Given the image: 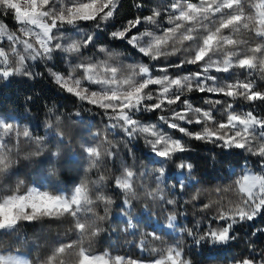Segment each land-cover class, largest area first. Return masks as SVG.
Listing matches in <instances>:
<instances>
[{
	"label": "snow or ice",
	"instance_id": "6c2138e0",
	"mask_svg": "<svg viewBox=\"0 0 264 264\" xmlns=\"http://www.w3.org/2000/svg\"><path fill=\"white\" fill-rule=\"evenodd\" d=\"M245 3L246 0H170L163 9L156 7L151 14L137 15L117 27L112 23L117 0H0V17L11 16L25 37L9 34L11 51L0 47V82L7 86L13 78L35 80L49 76L62 91L90 105L88 112L93 108L101 110L99 114L107 120L106 131L122 133L128 141L142 138L150 148L152 163L160 162L155 182L168 190L171 181L173 193L183 191L185 181L189 185L200 181L196 179L191 158L182 156L190 148L182 139L160 130L162 125L213 145L211 151L219 149V163H232L237 151L259 157L261 173L245 174L237 181L239 203L232 207L219 206L214 215L206 218V223L194 228L179 223L182 202L177 198L160 197L165 206L177 210L167 217L166 224L146 211L139 217L132 215L134 204L127 198L116 205L121 209L120 218L133 233L138 224H144L150 230L144 235L160 240L161 233L179 229V234L190 240L192 247L209 254L218 252L237 239L239 225L264 219V112L256 107L257 102L264 104V86L249 78L255 71L264 73V0L249 5L248 11ZM135 6L139 9L143 5ZM88 23L93 29L86 31L81 25ZM145 24L154 25V30L141 31ZM242 29L259 40L247 52L237 50L247 42L234 38ZM114 41L119 43L113 44ZM178 54L182 57L178 62L156 64ZM133 56L141 59L134 60ZM61 64L67 67L61 68ZM38 65L46 72L32 70ZM185 66H195L198 70L170 74L172 69ZM237 69L248 74L245 79L230 78ZM218 74L227 75L222 80ZM193 92L205 94L204 103L209 107L194 106L189 96ZM241 99L250 107L237 113L236 101ZM217 106L223 108L226 119H217ZM157 111L169 114L159 115L157 123L146 124L140 119L143 113ZM48 112L53 113V108L49 107ZM75 117L80 119L82 112L77 111ZM192 125H198L200 130L190 131L188 126ZM34 127L38 129L39 125ZM44 127L52 130L54 126L48 122ZM51 135L65 142L62 133L52 131ZM21 136L43 144L49 134L37 135L30 126L21 128L11 116L0 115V173L6 176L17 174L18 168L16 172L11 170L9 153L13 144L18 147ZM92 136L97 139L100 132H92ZM84 151L99 160L97 146L86 144ZM116 156L117 151L111 150L109 158L115 161ZM51 159L40 160L41 168L37 171ZM210 159L215 161V157ZM56 174L51 169L41 172L44 183L33 182L24 192L8 189L10 194L0 197V233L18 232L20 225L38 221L41 216L63 214L74 218L77 233L83 232L84 225L78 221L85 206L91 204L88 189L83 184L75 186L70 193L54 189L48 178ZM124 175L127 179L118 176L111 181L114 191L123 193L131 187L134 171L125 170ZM209 207L203 205L204 209ZM256 234H264V228L255 229L253 235ZM72 247V243L59 242L48 256L47 264H56L57 257ZM152 254L154 258L150 260L120 255L109 258L108 253L97 255L90 248L81 247L75 256L76 264H192L180 243L169 245L166 251L154 248ZM0 264H32V261L24 253L6 249L0 250ZM232 264H264V251L252 249L247 255L233 258Z\"/></svg>",
	"mask_w": 264,
	"mask_h": 264
},
{
	"label": "trees",
	"instance_id": "16d2710c",
	"mask_svg": "<svg viewBox=\"0 0 264 264\" xmlns=\"http://www.w3.org/2000/svg\"><path fill=\"white\" fill-rule=\"evenodd\" d=\"M258 2L259 0H246L245 10L248 11L249 5ZM137 3H142L143 6L137 9L135 6ZM168 3L170 0H117L118 8L112 23L119 27L126 20L137 15H149L154 8L163 9ZM18 27L11 16L0 17V28L8 34L15 33L24 39ZM81 27L86 31L93 29L91 23L82 24ZM145 29L154 30V25L145 24L141 31ZM111 30L115 29H109ZM234 38L247 42L237 49L244 52L259 43L253 33L243 29ZM11 46L7 37L0 34V47L10 52ZM181 58L178 54L168 57L167 60L162 59L156 64L175 63ZM132 59L139 61L141 57L133 56ZM60 67L66 68L67 65L61 64ZM32 70L46 72L42 65L33 67ZM197 70L195 66H185L184 69H172L170 74L183 75L188 71ZM155 75H161V73L155 72ZM218 75L223 80L227 74ZM247 75L244 70L237 69L230 78L243 80ZM249 78L257 79L258 83L264 86V73L255 71ZM189 96L194 106L209 107L204 103L205 94L193 92ZM29 97L31 100L28 99ZM213 99L227 100L228 98L213 97ZM49 107L53 108V113L48 112ZM88 107L91 106L84 105L75 96L62 91L47 75L35 80L13 78L7 86L0 82V115L11 116L13 120L19 122L21 128L30 126L37 135L49 134L48 140L43 144H37L35 140L28 141L21 136L18 147L15 144L11 146L9 153L12 161L11 170L16 172L18 168V171L12 176L0 173V197L10 194L8 189L13 192L16 190L24 192L33 185V182L44 183L45 177L41 175V172L51 169L57 173L48 178L54 189H63L70 193L75 186L83 184L88 189L91 201L90 205L85 206V212L78 221L84 225L82 233L75 231L74 218L70 215L41 216L38 221L20 225L18 232L0 233V250L11 249L13 252L24 253L31 259L32 264H47L48 256L55 247L59 246V242L72 243L73 247L66 249L65 254L58 256L56 264H76L75 253L81 247L90 248L93 253H108L111 257L120 255L137 260H150L154 258L152 249L166 251L169 245L180 243L192 264H232L233 258H240L242 254L247 255L252 249L258 252L264 251V234L253 235L255 229L264 228V219L259 218L251 225L249 223L239 225L237 239L211 254L192 247L190 240L179 234V229L161 233L160 240L145 236L144 233L150 230L146 229L144 224H138L135 233L127 229V225L119 215L121 209L116 205L127 198L129 203L134 204L132 215L139 217L146 211L160 223L166 224L167 217L176 214L177 210L165 206L161 202V195L165 200L177 198L182 202L180 205L182 212L179 216V223L182 226L194 228L198 224L206 223V218L214 215L219 206L232 207L239 203L241 193L237 181L241 180L247 169L261 173L259 157L237 151L232 157V163H219V149L213 152L211 151L213 145L196 141L162 125L160 130L173 138L182 139V142L190 148V151L183 153L182 156L191 158V163L195 166L196 179L200 181L191 185L185 181L183 191L177 190L173 193L171 181L168 182V190L155 182L154 178L160 170V162L152 163V158L149 156L150 148L143 139L128 141L122 133L106 131L107 120L99 114L101 110L93 108L92 112H88L86 110ZM249 107L250 105L242 99L236 101L237 113ZM256 107L264 112V104L257 102ZM217 108V119H226L223 108L221 106ZM77 111L82 112L80 119L75 117ZM162 114L169 113L159 111L143 113L140 119L146 124L157 123V117ZM48 122L53 123L52 130L44 127ZM35 125H39V128H35ZM188 127L190 131L200 130L198 125ZM88 128L91 131H85ZM52 131L62 133L65 142L61 143L58 136H52ZM96 131L100 132V136L93 139L92 132ZM86 144L98 147L99 160L95 156L86 155L84 151ZM41 148L43 152L40 151ZM111 150L117 151L115 161L109 158ZM45 157H52V159L43 165L41 171H37L41 168L40 160ZM212 157H215V161L210 159ZM169 167L173 166L169 165ZM125 170L134 171L131 187L123 193L114 191L111 181L118 176L121 179L125 178ZM45 186L48 185L45 184ZM193 197L196 199L193 200ZM204 204L210 207L204 209Z\"/></svg>",
	"mask_w": 264,
	"mask_h": 264
},
{
	"label": "rangeland",
	"instance_id": "374dc122",
	"mask_svg": "<svg viewBox=\"0 0 264 264\" xmlns=\"http://www.w3.org/2000/svg\"><path fill=\"white\" fill-rule=\"evenodd\" d=\"M0 34H1L2 36H4V37H7V35H9V34L6 33L2 28H0ZM33 43H35L34 40H33ZM250 173L258 174V173H255V172H254L253 170H251V169H247V170L245 171V174H250ZM245 174H244V175H245ZM124 179H126V177L123 178L122 180H124ZM94 254L102 255V253H94ZM108 257H109V258H114V257H111L109 254H108ZM85 264H91V262H85Z\"/></svg>",
	"mask_w": 264,
	"mask_h": 264
}]
</instances>
